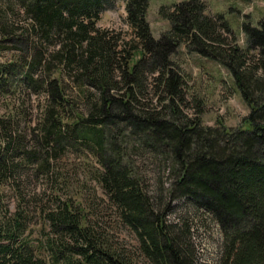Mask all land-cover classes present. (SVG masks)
I'll return each mask as SVG.
<instances>
[{
  "label": "trees",
  "instance_id": "obj_1",
  "mask_svg": "<svg viewBox=\"0 0 264 264\" xmlns=\"http://www.w3.org/2000/svg\"><path fill=\"white\" fill-rule=\"evenodd\" d=\"M113 5L0 0V46L13 54L0 62V92L44 99L28 136L23 105L0 113V264H135L87 206L61 195L57 158L68 149L95 157L92 173L144 264H197L188 222L167 218L180 197L219 223L220 264H264V15L242 22V46L204 0H179L160 5L170 26L155 37L148 0H125L126 39L97 24ZM181 43L231 72L249 106L240 125L203 123L198 100L186 112V75L171 58ZM148 159L168 169L167 185L157 175L150 187ZM31 170L48 194L30 187ZM37 214L44 236L33 234Z\"/></svg>",
  "mask_w": 264,
  "mask_h": 264
},
{
  "label": "rangeland",
  "instance_id": "obj_2",
  "mask_svg": "<svg viewBox=\"0 0 264 264\" xmlns=\"http://www.w3.org/2000/svg\"><path fill=\"white\" fill-rule=\"evenodd\" d=\"M179 0H148L146 19L149 22L152 34L158 37L161 31L169 28L170 22L159 14L161 4L170 6ZM206 12L220 13L228 22L240 45L246 44V37L242 31V22L250 21L257 25L258 20L264 15V0H204ZM100 26L113 27L121 30L126 39L132 36V30L126 21L125 0H114L113 7L102 11L97 21ZM12 50L0 46V62L8 61L12 56ZM186 75L184 87L186 101L189 104L186 112L194 111L196 100L200 102V118L203 123L215 124L218 121L227 126H237L242 122L243 116L249 111V106L243 99L231 72L217 60L203 56L195 51L186 49L185 44H179L171 53ZM44 103L43 96L39 93L24 90V94L18 95L9 92H0V113L6 106L13 111L14 107L23 105L25 114L20 118L21 125L27 127V136L40 113ZM27 114V115H26ZM26 115V116H25ZM26 117V118H25ZM244 127H249L245 122ZM61 173L65 174V183L60 185L59 191L63 196H69L88 207L91 219L98 220L103 230L116 240L132 256L135 264H144L138 250L134 234L122 224L114 210V206L108 200L107 195L95 179L92 173L98 166L95 157L88 151L77 152L66 150L58 157ZM144 168L150 180V187H155L156 176L160 175L168 184V169L158 167L151 159L144 161ZM30 187L37 191L49 192V185L44 176H35L30 171ZM47 197L43 193L39 197ZM39 199V198H38ZM169 220H186L190 226V241L195 250L197 264H220L222 254L223 235L219 223L212 213L194 206L187 198L174 199L168 209ZM34 233L45 235L44 220L38 214L34 216Z\"/></svg>",
  "mask_w": 264,
  "mask_h": 264
}]
</instances>
